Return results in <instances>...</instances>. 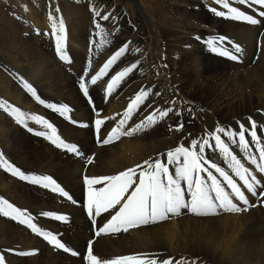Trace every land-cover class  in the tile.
<instances>
[{"label":"bare ground","instance_id":"obj_1","mask_svg":"<svg viewBox=\"0 0 264 264\" xmlns=\"http://www.w3.org/2000/svg\"><path fill=\"white\" fill-rule=\"evenodd\" d=\"M232 4L261 23L235 24L217 16L212 9H224L215 0H0V101L44 117L65 143L75 145L81 153L56 147L34 134L42 126L28 121L33 128L29 132L0 109V152L25 175L50 176L68 194L61 196L0 168V198L25 210L38 228L56 235L71 250H57L27 225L0 214V255L5 264H87L84 257L90 241L94 255L102 261L147 254L158 261L172 259L173 264H264V198L257 200L246 190L255 205L247 211L209 217L182 211L155 225L99 237L96 231L116 209L93 217L95 225L86 216L85 177L116 175L149 159L166 162L169 150L190 146L192 139L202 142L218 127L239 131L241 124L251 129V121H255L264 141L262 8L240 5L238 0ZM94 8L101 15L110 13V18L105 21L95 16ZM50 13L64 20L70 62L55 53ZM96 23L108 33L103 47L99 46ZM221 37L235 43L227 48L231 54L239 47L236 55L241 62L231 63L211 50L207 42ZM124 45L126 53L92 85L91 76ZM134 63L137 68L108 95L110 77ZM21 77L33 85L45 104L67 105L70 119L36 101L23 88ZM81 77L88 96L80 89ZM142 88L151 94L128 126L140 123L156 109L173 111L142 134L98 146L95 121L104 119L99 135L105 138ZM179 124L183 127L176 131ZM231 147L238 157L246 155L235 145ZM253 154L258 156L255 147ZM205 156L227 170L218 152L206 149ZM87 158L93 162L87 163ZM242 162L254 168L246 160ZM169 167L174 172V166ZM185 198H189L187 193ZM57 215L66 219L56 220ZM21 252L32 254L22 256Z\"/></svg>","mask_w":264,"mask_h":264},{"label":"snow or ice","instance_id":"obj_2","mask_svg":"<svg viewBox=\"0 0 264 264\" xmlns=\"http://www.w3.org/2000/svg\"><path fill=\"white\" fill-rule=\"evenodd\" d=\"M215 3L224 9L218 11L217 8H213L212 11L217 16H228L232 20L247 22L253 26L261 23V19L234 6L232 0H215ZM238 3L240 5L248 4L249 7L252 4L260 5L262 10L259 11V17L264 18V0H238ZM93 11L95 16H99L105 21L111 16L110 13L101 15V12L95 8ZM55 12L58 13L59 9H55ZM49 20L51 21L52 29L50 35L55 38V53L62 61L70 62L65 50L66 30L64 20L54 16L52 13L49 14ZM95 27L99 29L96 35L101 38L99 46L103 47L104 44L108 43V33L105 32L99 23H96ZM207 43L213 52L219 51L220 55L230 56L232 60L238 59L236 55H230L226 48H218L215 40H209ZM126 51L127 45L115 51L104 63L103 67L100 68L99 72L91 76L90 83L96 85L98 80L108 74L109 69L116 64ZM235 51H240L238 46L235 47ZM136 68L137 64L134 63L112 75L107 82V94L111 95L118 89ZM20 80L23 88L36 101L53 112L59 113L60 116L70 119L67 116L70 111L67 105L45 104V101L37 95V90L30 82L22 77ZM79 86L83 94L88 96L89 89L83 77H81ZM150 94V90L140 89L128 104L126 111L123 113V118L117 122L116 126L111 128L105 138L101 139L99 135L101 126L105 121L104 119H97L95 121V130L98 146L107 147L120 142L122 138L135 137L148 131L160 120L168 117L173 109H156L140 123L128 126V121L132 119L133 114L139 110ZM0 109L12 116L17 124L27 128L29 132H33V128L28 126V121H34L37 125L42 126L41 130L35 131V135L45 137L56 147L63 148L69 153L81 155L75 145L65 143L61 139L57 134L56 127L44 117L29 115L19 108L9 105L6 101H0ZM249 119L251 121V118ZM182 127L183 125L179 124L175 130L180 131ZM256 129L257 123L255 121H251V129L245 128L241 124L239 131H230L223 127H218L215 132L208 133L207 138L203 139L202 142L192 139L190 146L180 145L169 150L166 153V162L159 158L155 160L149 159L116 175L85 177L84 183L87 185L86 207L89 217H98L101 213L116 209L111 218L96 231L95 235L99 237L101 234H116L128 232L140 226L155 225L172 217L180 216L182 211L198 217H209L223 213H240L255 206L250 203L245 190L256 197L257 200L264 198V183H262V180H264V141L258 136ZM246 133H248L250 140L246 137ZM221 134L227 138L228 142L222 139ZM231 145H235L240 149L241 153L246 155L238 157ZM253 147H255L258 156L253 154ZM206 149L218 152L222 157V161L227 165V170L206 157ZM242 160H246L254 168L245 166ZM86 162L91 164L93 162L92 158H87ZM169 166H174V172L170 170ZM0 168L10 172L15 177H19L21 180L41 185L46 189H51L54 193H59L61 196H68L52 177L47 175H25L20 169L14 167L4 157L2 152H0ZM94 185L104 186L96 188L93 187ZM185 193H187L188 199L185 198ZM117 206H119L118 209ZM0 214L27 225L28 228L42 236L44 240L57 250L71 251L56 235L38 228L33 223V218L26 214L25 210L13 206L3 198H0ZM44 215L50 216L52 214L44 213ZM55 219L65 220L66 218L57 215ZM93 224L95 225V219H93ZM19 254L27 256L32 253L21 252ZM71 254L77 255L74 251ZM84 259L87 264H173L172 259L158 261L156 258H149L147 254L119 256L102 261L94 255L91 241L88 244L87 254ZM0 264H5L3 255H0ZM193 264H195L194 261Z\"/></svg>","mask_w":264,"mask_h":264},{"label":"rangeland","instance_id":"obj_3","mask_svg":"<svg viewBox=\"0 0 264 264\" xmlns=\"http://www.w3.org/2000/svg\"><path fill=\"white\" fill-rule=\"evenodd\" d=\"M224 18H226L227 20H229V21H232V23H235V24H242L243 22L242 21H236L235 22V20H232L231 18H229L228 16H225ZM240 22V23H239ZM244 25V24H243ZM222 38V37H221ZM221 38L219 39V41H217L216 43H217V45H218V47L220 48V49H224V48H229V46H231V47H234L235 46V43H233V41L231 40V39H229V38H226V37H223L222 38V40H221ZM225 43V44H224ZM225 45V46H224ZM228 50V49H227ZM229 52V51H228ZM215 53H217V55H219V56H221L224 60H228L229 62H231V63H235V64H237L238 62H241V57L239 56V55H236V52H232V53H235V54H231V52H229L230 53V55H236L237 57H238V59H237V61L236 60H232L231 58H230V56H223V55H220L219 54V51H217V52H215ZM230 58V59H229ZM99 114V113H98Z\"/></svg>","mask_w":264,"mask_h":264}]
</instances>
